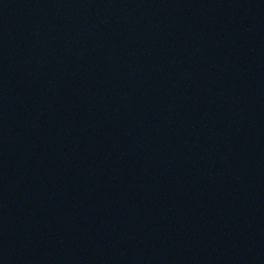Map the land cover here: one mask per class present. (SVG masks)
<instances>
[{
    "label": "water",
    "instance_id": "water-1",
    "mask_svg": "<svg viewBox=\"0 0 264 264\" xmlns=\"http://www.w3.org/2000/svg\"><path fill=\"white\" fill-rule=\"evenodd\" d=\"M0 264H264V0H0Z\"/></svg>",
    "mask_w": 264,
    "mask_h": 264
}]
</instances>
